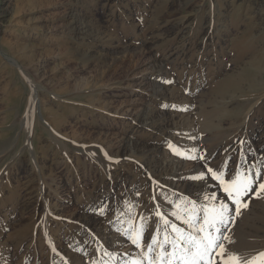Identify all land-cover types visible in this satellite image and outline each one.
Returning a JSON list of instances; mask_svg holds the SVG:
<instances>
[{"label": "rangeland", "instance_id": "374dc122", "mask_svg": "<svg viewBox=\"0 0 264 264\" xmlns=\"http://www.w3.org/2000/svg\"><path fill=\"white\" fill-rule=\"evenodd\" d=\"M261 183L264 0H0V264H264Z\"/></svg>", "mask_w": 264, "mask_h": 264}, {"label": "snow or ice", "instance_id": "6c2138e0", "mask_svg": "<svg viewBox=\"0 0 264 264\" xmlns=\"http://www.w3.org/2000/svg\"><path fill=\"white\" fill-rule=\"evenodd\" d=\"M211 173V178L215 179L219 182V184L223 187V191L227 193L228 197L231 198L233 203L237 206L235 212L237 215L240 213L241 207H247V204H241V198L251 190L252 181L247 177L241 178L240 174L237 173L232 179L225 180L223 171H213L212 169L207 170ZM206 177L202 173L199 176H195L192 179L194 180H204ZM259 190H264V183L259 185ZM229 206L226 203H221L218 209H213L211 218L206 215L204 224L213 226L215 223L219 222L220 224H225L228 219ZM159 215V213H157ZM189 222L190 221H186ZM167 220H165V224H167ZM173 230L176 231L179 235L177 236V240L183 241L184 237L180 234V230L176 228L175 225L172 226ZM201 232H206L204 227L200 228ZM219 232V229H216ZM227 237H225L226 239ZM139 237L133 239V243H138ZM155 237L153 240L155 241ZM167 240V237L165 238ZM220 239L218 236H212L210 233H207L203 237H189V245L190 247L181 248V255L179 260L181 264H214L212 257V253L215 249L220 248L223 249V244H218L217 241ZM173 249L175 250L179 245L176 241L172 242ZM168 257H174L175 251L173 253H166ZM223 257V253L220 254ZM261 255H264L262 253ZM169 264H171V259H169ZM225 264H240V258L234 254L228 255L227 259H225Z\"/></svg>", "mask_w": 264, "mask_h": 264}, {"label": "bare ground", "instance_id": "6f19581e", "mask_svg": "<svg viewBox=\"0 0 264 264\" xmlns=\"http://www.w3.org/2000/svg\"><path fill=\"white\" fill-rule=\"evenodd\" d=\"M154 122V121H153ZM163 125V124H162ZM124 153H126V152H124ZM161 158V157H160ZM170 159V158H169ZM167 161V160H166ZM151 180V179H150ZM153 181H154V179H153ZM176 181V180H175ZM173 187V186H172ZM109 197H110V194H107V195H105L104 197H103V202H101L99 205H97V210H103L104 208H108V207H106V202H105V200H107V199H109ZM111 201V200H110ZM110 204V203H109ZM108 205V204H107ZM108 206H110V205H108ZM123 206V205H122ZM112 207H114V206H112ZM112 207H111V209H112ZM122 210V209H121ZM106 211V210H105ZM100 212V211H99ZM100 214V213H99ZM163 220H165V218H163ZM162 220V221H163ZM87 227V226H86ZM93 230V229H92ZM47 235V234H46ZM148 241V240H147ZM107 245V244H106ZM59 252V251H58ZM154 256V255H153ZM157 259V258H156ZM152 262V261H151ZM155 262V261H154Z\"/></svg>", "mask_w": 264, "mask_h": 264}]
</instances>
